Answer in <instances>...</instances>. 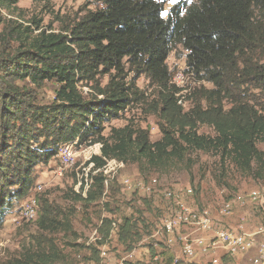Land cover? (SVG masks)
Returning a JSON list of instances; mask_svg holds the SVG:
<instances>
[{
	"label": "trees",
	"instance_id": "obj_1",
	"mask_svg": "<svg viewBox=\"0 0 264 264\" xmlns=\"http://www.w3.org/2000/svg\"><path fill=\"white\" fill-rule=\"evenodd\" d=\"M18 1L0 0V5ZM100 1V8L62 32L41 29L36 20V33L17 23L7 30V38L14 31L25 42L0 48V224L34 185L35 167L55 157L63 143H99L100 153L86 161L91 171L110 158L156 167L186 162L197 151L217 156L222 170L228 163L243 171L253 162L264 163V150L257 148L264 143V109L231 94L234 85L246 81L264 90V62L248 56L264 49V0H176L165 15L170 0ZM177 46L186 52L188 72L211 88L199 86L191 93L172 83L166 59ZM140 76L157 89L156 99L146 101L136 85ZM46 81L57 88L43 103L36 89ZM186 95L191 104L184 109ZM142 101L144 111L158 119L159 139L150 141L149 130L130 120L103 134L105 122ZM201 124L211 126L213 134L199 133ZM86 176L91 183L85 189ZM109 180L101 171L82 174L74 200L98 201ZM36 222L45 230L63 224L50 216L47 200ZM127 225L125 219L120 237ZM48 242L0 264H55L62 256Z\"/></svg>",
	"mask_w": 264,
	"mask_h": 264
},
{
	"label": "rangeland",
	"instance_id": "obj_2",
	"mask_svg": "<svg viewBox=\"0 0 264 264\" xmlns=\"http://www.w3.org/2000/svg\"><path fill=\"white\" fill-rule=\"evenodd\" d=\"M175 2L167 1L164 13ZM101 6L100 0H19L9 7L0 5V48L7 46L12 50L24 44L23 35L14 34V31L10 32L13 36L8 34L7 38V30L16 23L31 27L36 33L38 31L32 23V20H36L41 29L47 31L51 28L55 32H62L63 28L87 12ZM185 55V50L177 46L166 59L171 73L182 74L179 84L186 90L189 88L191 93L199 86L211 88L210 83L183 70ZM248 56L256 64L264 62V49L249 51ZM106 80L104 76L101 82L105 83ZM136 85L143 91L146 101L157 98V89L150 86L144 76L136 79ZM56 88L55 82H44L36 89L37 98L43 103L51 101ZM231 94L236 99L248 100L257 108L264 109V90L255 88L249 81L241 86L234 85ZM189 97L191 95L184 97L187 100L184 109L191 104ZM230 101V97L224 99L225 107L230 105ZM144 103L131 104L120 117L105 122L103 134L108 135L110 127L123 126L130 120L149 130L150 141L159 139L158 119L155 114L144 111ZM197 130L199 133L213 134L212 127L205 124L199 125ZM64 144L58 146V153ZM97 144H73V158L68 165L61 162L57 153L47 163L35 167L33 187L23 198L14 201L3 215L0 224V260L17 258L29 249L46 248L48 241H51L62 256L55 264H172L174 260L178 264H252V250L233 256L220 251L214 257L197 253L188 258L183 251L184 242L179 237L199 236L200 233L196 231L198 226L178 224L173 234H169L162 229V220L177 210L173 203V199H176L192 212L209 216L214 227L246 232L264 228V211L260 205L264 204V163L253 162L248 171L228 163L222 170L217 156L198 151L191 152L186 162L170 161L156 167L111 159L105 173L101 168L92 172L105 174V182L110 179L109 185H105L98 201L85 205L75 201L73 195L79 192L86 160L95 152L100 153ZM257 148L264 150V143L258 142ZM127 181L129 184L125 183ZM87 183L89 185L91 180L88 179ZM141 184L148 186L149 191L144 190ZM34 187L36 189L32 195L36 198V215L28 220L21 214V206L29 202V193ZM167 192L171 193L170 197L166 196ZM253 192L255 199L251 198ZM241 199L245 200L243 204H240ZM44 200H47L50 216L63 222L58 228L45 230L36 222L40 204ZM232 201L231 209L223 212V206ZM125 219L128 225L124 236L120 237ZM170 235L175 238L171 245L167 242ZM42 240L44 246H40Z\"/></svg>",
	"mask_w": 264,
	"mask_h": 264
},
{
	"label": "built area",
	"instance_id": "obj_3",
	"mask_svg": "<svg viewBox=\"0 0 264 264\" xmlns=\"http://www.w3.org/2000/svg\"><path fill=\"white\" fill-rule=\"evenodd\" d=\"M185 69L187 70L186 63H184L183 70ZM59 158L63 164L67 162L69 159L68 147H61V157ZM35 189L36 187L29 194L32 195ZM146 189L147 186H145ZM173 203L177 207V210L172 216H168L162 220V229L167 233L173 234L175 225L183 224L181 212H189L196 217V220H205V227L196 229L200 233L199 236L194 238H189L188 236L179 237L184 242L183 251L188 258L194 257L197 253L214 257L220 251L233 256L236 253H244L252 250L254 254L252 264H264V228H260L254 232H246L243 230H230L224 227H214L209 216H199V214L192 212L189 208H181V201L179 200L173 199ZM32 205L33 203L24 205L28 206V214L31 213ZM260 205L264 211V204ZM222 211L224 212V208H222ZM167 242L170 245L173 244L175 242L174 236L170 235L167 238ZM213 261L215 262V260ZM175 264H178L177 260H175ZM182 264L189 263L184 262Z\"/></svg>",
	"mask_w": 264,
	"mask_h": 264
},
{
	"label": "bare ground",
	"instance_id": "obj_4",
	"mask_svg": "<svg viewBox=\"0 0 264 264\" xmlns=\"http://www.w3.org/2000/svg\"><path fill=\"white\" fill-rule=\"evenodd\" d=\"M181 77H182V74L181 73H179V72H176L175 74H173V79H171V81H172V83H174L176 86H179V87H183L184 88V86H182V85H180L179 83L181 82ZM189 89V88H188ZM73 144H77L76 142H72V143H68V144H65L64 146H62V147H68V157H69V159L67 160V162H65L64 164L65 165H68L70 162V160L73 158L72 157V153H71V148L72 147H69V146H73ZM94 144H96V143H94ZM93 145V144H92ZM98 145V150H99V147H100V144L98 143L97 144ZM96 153V152H95ZM58 157H61V148L59 149V153H58ZM91 157V156H90ZM89 159V158H88ZM87 159V160H88ZM111 159H113V160H115V161H118V162H122L121 160H117V159H115V158H110V159H105V163L100 167L102 170H103V172L105 173L106 172V170H107V168H108V166H109V164H110V160ZM86 160V161H87ZM91 167H92V163L91 164H89L87 167H86V170H85V173H88V174H92V172L94 171H90L91 170ZM98 169V168H97ZM90 171V172H89ZM88 179H90L91 180V178H88L87 176L85 177V179H84V181L86 182V184H85V189L87 188V186H88V183H87V181H88ZM125 183H128L129 184V181H127V182H125ZM139 183V182H138ZM79 184H80V182H79ZM135 185V184H134ZM133 185V186H134ZM141 186H142V188H144V190H145V186H144V184H141ZM149 187L147 186V191H149ZM166 194V196L168 197V196H170L171 195V193H169V192H167V193H165ZM255 193L253 192L252 193V196H251V198L252 199H255ZM165 196V197H166ZM28 203H33V205H32V208H31V213L30 214H28V206H24V205H22L21 206V214L25 217V218H28V220L29 219H33V218H35V215H36V207H37V205H36V198H34L33 197V195H30V197L28 198ZM245 202V200L244 199H241L240 200V203L241 204H243ZM233 203H234V201H232V202H228V203H226L224 206H223V208H224V211H228V210H230L231 209V207H232V205H233ZM181 208H187V207H185V205L181 202ZM198 214H199V212H198ZM199 216H207L206 214H200ZM181 220H183V223H185V224H194V225H197L198 226V228L199 229H202L203 227H205V220H196V217L195 216H193V215H191L189 212H181ZM172 264H175V261L172 263Z\"/></svg>",
	"mask_w": 264,
	"mask_h": 264
},
{
	"label": "snow or ice",
	"instance_id": "obj_5",
	"mask_svg": "<svg viewBox=\"0 0 264 264\" xmlns=\"http://www.w3.org/2000/svg\"><path fill=\"white\" fill-rule=\"evenodd\" d=\"M172 2H175V0H172ZM164 14H165V13H163V12L161 13V15H164Z\"/></svg>",
	"mask_w": 264,
	"mask_h": 264
},
{
	"label": "crops",
	"instance_id": "obj_6",
	"mask_svg": "<svg viewBox=\"0 0 264 264\" xmlns=\"http://www.w3.org/2000/svg\"><path fill=\"white\" fill-rule=\"evenodd\" d=\"M229 256H231V255H229ZM175 261V260H174Z\"/></svg>",
	"mask_w": 264,
	"mask_h": 264
},
{
	"label": "clouds",
	"instance_id": "obj_7",
	"mask_svg": "<svg viewBox=\"0 0 264 264\" xmlns=\"http://www.w3.org/2000/svg\"><path fill=\"white\" fill-rule=\"evenodd\" d=\"M33 187V186H32Z\"/></svg>",
	"mask_w": 264,
	"mask_h": 264
}]
</instances>
